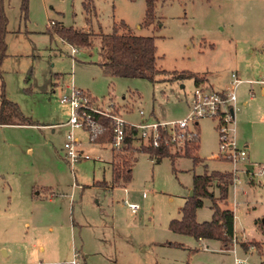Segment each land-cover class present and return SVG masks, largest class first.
Here are the masks:
<instances>
[{
  "label": "rangeland",
  "instance_id": "obj_1",
  "mask_svg": "<svg viewBox=\"0 0 264 264\" xmlns=\"http://www.w3.org/2000/svg\"><path fill=\"white\" fill-rule=\"evenodd\" d=\"M1 2L6 33L0 75L6 98L26 121L10 116L0 124V264H71L74 251L80 264H237L235 258L264 264V233L255 223L264 215V173L252 177L240 170L241 181L231 185L237 239L230 245L167 227L180 217L194 174L232 170L217 158L216 117L197 119L202 162L157 160L138 151L125 189H111L94 184L109 182L108 143L90 142L75 129L89 159L69 165L64 158L68 106L58 101L71 83L101 106L112 103L128 123H166L190 111L194 77L179 73L204 76L198 85L218 91L230 89L236 73L241 82L234 89L231 137L248 153L240 162L257 168L264 163V0H152L148 24L145 0ZM120 21L133 34L153 37L163 70L153 81L107 75L98 65L96 42L71 56V46L54 32L61 25L109 33ZM125 201L139 208L131 212ZM211 216L204 198L196 220ZM242 239L248 248H255L251 240L262 242L260 250L245 251L235 243Z\"/></svg>",
  "mask_w": 264,
  "mask_h": 264
},
{
  "label": "trees",
  "instance_id": "obj_2",
  "mask_svg": "<svg viewBox=\"0 0 264 264\" xmlns=\"http://www.w3.org/2000/svg\"><path fill=\"white\" fill-rule=\"evenodd\" d=\"M86 6V5H85ZM152 0H145L143 23L152 21ZM6 19L0 0V64L5 56L4 36ZM54 32L67 44L75 49H89L97 43L99 56L98 65L107 75L113 77H140L153 81L155 76L163 72L156 64L155 45L152 36L136 35L131 33L124 22L120 21L112 27L109 33H94L92 31H81L72 27L56 25ZM179 76H192L198 85L205 80L204 76L197 73L181 72ZM89 101L97 99L89 93L82 91ZM17 118L22 123L26 119L21 115L17 105L5 96L4 85L0 75V124H6L8 117ZM98 130L89 137L90 142L108 143L111 149L110 179L96 181L94 184L103 188L122 187L131 178V167L135 161V153L138 151L146 153L149 157L159 160L162 157L171 158L176 156H187L192 159L193 164L202 162L198 155L199 131L198 122L195 124L197 134L180 147H174L167 141L166 134L160 130V137L156 146L141 144L138 147L132 145V129L126 128L124 142L120 149H114L110 145V123L104 116H97ZM28 124L29 123L28 121ZM174 148L178 153H173ZM180 151V152H179ZM218 159L225 160L219 156ZM233 181V173L230 170H204L203 173L194 174L192 178V195L187 196L180 208V217L168 221L167 227L173 232L191 235L197 240L216 239L224 246L230 245L236 239L234 229V210L229 205V193ZM209 198L212 210L211 219L199 222L196 220V209L203 205V199ZM264 233V215L255 222ZM248 242L240 241L241 246L248 248ZM173 244V243H168ZM256 250H260L262 242L251 240Z\"/></svg>",
  "mask_w": 264,
  "mask_h": 264
},
{
  "label": "built area",
  "instance_id": "obj_3",
  "mask_svg": "<svg viewBox=\"0 0 264 264\" xmlns=\"http://www.w3.org/2000/svg\"><path fill=\"white\" fill-rule=\"evenodd\" d=\"M76 49L71 47V56ZM233 86L228 90H214L207 86L196 85L190 100V111L188 115L177 121L161 123L158 121L141 122L132 124L126 122L113 104L106 107L99 105L96 101H89L81 89L75 88L71 83L66 87L58 99L60 103L67 104L68 117L64 125L68 127L65 140L62 144L63 155L69 165L80 159H89V155L80 149V141L74 135L75 129H81L87 133V139L99 128L97 116H104L109 119L111 140L110 145L114 149H120L124 142L125 129H132V145L138 147L141 144H151L156 146L160 137V130L166 134L167 141L174 147H180L197 134L195 124L197 119L203 116L216 117L218 119V132L220 149L217 156L232 164L233 181L232 184L239 183L240 177L237 173L242 170L247 174L261 177L264 173V163L252 165V169H247V162H240L247 157L245 149H239L231 137V124H234V106L236 100L235 86L241 82L236 73L231 74ZM142 115V111H138ZM193 122V127L189 128L188 122ZM125 189V188H123ZM126 207L135 212L138 209L136 202L125 201ZM77 253H72L71 264H80L77 261ZM237 264L242 260L235 258Z\"/></svg>",
  "mask_w": 264,
  "mask_h": 264
},
{
  "label": "crops",
  "instance_id": "obj_4",
  "mask_svg": "<svg viewBox=\"0 0 264 264\" xmlns=\"http://www.w3.org/2000/svg\"><path fill=\"white\" fill-rule=\"evenodd\" d=\"M207 87H210V86H207ZM211 89H214V88H212V87H210ZM215 90H220V88H216ZM263 92H264V89H263ZM65 122V121H64ZM64 122H62V125H64ZM7 124V123H6ZM247 156H248V153H247ZM249 164V163H248ZM125 188V187H124ZM49 193V196H52V191H49L48 192ZM139 208V207H138ZM234 210V209H233ZM234 216H235V218H234V229H235V236H236V239H237V234H236V226H235V224H236V214H235V212H234ZM243 241L242 242H245L244 241V239H242ZM241 241V240H240ZM240 241H235V243H239L240 244ZM234 244V243H233ZM243 247V246H242ZM244 249H245V251H249V250H251V249H255V248H245V247H243ZM238 259H240V260H242V262L241 263H243V262H245V260L244 259H241V258H238Z\"/></svg>",
  "mask_w": 264,
  "mask_h": 264
},
{
  "label": "water",
  "instance_id": "obj_5",
  "mask_svg": "<svg viewBox=\"0 0 264 264\" xmlns=\"http://www.w3.org/2000/svg\"><path fill=\"white\" fill-rule=\"evenodd\" d=\"M247 169H248V170H251V169H252V164H248V165H247ZM192 193H193V192H192V190H191V191H190V195H192Z\"/></svg>",
  "mask_w": 264,
  "mask_h": 264
}]
</instances>
